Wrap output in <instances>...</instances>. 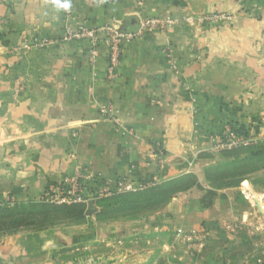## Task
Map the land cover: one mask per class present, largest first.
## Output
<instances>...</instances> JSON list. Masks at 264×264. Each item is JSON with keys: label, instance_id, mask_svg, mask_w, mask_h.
<instances>
[{"label": "crops", "instance_id": "crops-1", "mask_svg": "<svg viewBox=\"0 0 264 264\" xmlns=\"http://www.w3.org/2000/svg\"><path fill=\"white\" fill-rule=\"evenodd\" d=\"M65 2L0 0V205L47 203L48 186L82 170L91 184L201 174L229 123L264 138V0H68V18ZM141 16L173 22L124 42L113 75L105 44L92 60L88 41L60 40L67 24L134 31ZM34 36L56 41L24 47ZM109 102L121 126L99 112ZM100 209L0 237L1 261L114 240L119 223ZM159 213L158 228L198 243V264H264L229 255L263 238L264 192L248 181L198 183Z\"/></svg>", "mask_w": 264, "mask_h": 264}, {"label": "rangeland", "instance_id": "rangeland-1", "mask_svg": "<svg viewBox=\"0 0 264 264\" xmlns=\"http://www.w3.org/2000/svg\"><path fill=\"white\" fill-rule=\"evenodd\" d=\"M252 153L257 154L252 157ZM207 155L210 161L204 166L201 174L194 170L188 172L195 174L198 183H206L215 188L216 185L241 186L244 181H248L254 191L264 192V138L246 147L231 150L210 149ZM192 164L191 162L189 165ZM183 180L194 181L193 178ZM175 193L177 191L168 195L172 196ZM106 202L102 203L105 207L110 204L108 200ZM164 205L166 204L135 210L123 209L118 213L104 215L105 221L119 223L120 231L112 241L101 240L70 251L17 257L14 258L15 262L11 260L9 264H198V243L185 239L178 231L156 226V223L162 220L159 212ZM24 206L22 204V207ZM29 214L25 212L22 217L17 218L33 222L23 229L39 227L40 217ZM259 232H262L258 234L263 235V238L255 239V245L251 247V244L246 242L240 248H232L229 252L230 257H237L246 263L256 261L258 257L260 258L258 263L264 261V230ZM241 257L244 258L240 259ZM0 264H3L1 258Z\"/></svg>", "mask_w": 264, "mask_h": 264}, {"label": "built area", "instance_id": "built-area-1", "mask_svg": "<svg viewBox=\"0 0 264 264\" xmlns=\"http://www.w3.org/2000/svg\"><path fill=\"white\" fill-rule=\"evenodd\" d=\"M143 5V0H137ZM65 18H68L70 4L68 0L64 3ZM215 17H213L214 19ZM173 20L171 18L156 16H141L138 26L134 31L119 30L112 24L89 27L85 23L76 27L67 24L60 38L63 42L81 39L88 41L90 45L91 59L94 60L100 44H105L108 50L109 74H114L122 55L124 42L150 30H165ZM55 39L49 37L34 36L24 40V47L46 48L55 43ZM102 115L111 116L116 125L121 126L119 118L114 114L113 105L109 102L99 110ZM214 149L231 150L256 144L260 137L252 129L236 130L233 124L224 126L223 130L213 136ZM154 155L159 164L164 165L167 149L158 142L154 146ZM85 171H78L71 176L61 179L58 184L48 186L42 196L43 201L56 205L89 204L118 193L136 192L153 186L158 181L140 180L133 181L127 176L111 178L99 176L98 180L91 184Z\"/></svg>", "mask_w": 264, "mask_h": 264}, {"label": "trees", "instance_id": "trees-1", "mask_svg": "<svg viewBox=\"0 0 264 264\" xmlns=\"http://www.w3.org/2000/svg\"><path fill=\"white\" fill-rule=\"evenodd\" d=\"M234 125V124H233ZM236 130H245L243 127L235 126ZM257 153H252V157ZM207 169L205 170V172ZM183 178L189 179L193 178L194 181L188 182L184 181ZM195 174L188 173L181 175L180 177L159 181L151 187L143 190L129 193H118L112 196L98 200L96 203L100 206V215L118 213L125 210H135L138 208H144L149 206H158L162 204H167L175 194L192 189L198 184ZM208 178V177H207ZM208 180H210L208 178ZM217 186V185H216ZM215 188L222 189L228 187H234L236 185H225L217 186ZM177 191L172 196L168 193ZM110 202L108 206H104L106 201ZM103 201V202H102ZM103 203V204H102ZM114 204V205H111ZM85 204H71V205H56L51 203H34L31 205L16 204L14 206L0 205V237L8 234L15 233L21 229L27 228L32 221L18 220L17 218L22 217L25 212L30 213L36 217H40L41 226L53 225L58 221L66 219H75V217L83 214V206ZM16 218V219H15Z\"/></svg>", "mask_w": 264, "mask_h": 264}, {"label": "water", "instance_id": "water-1", "mask_svg": "<svg viewBox=\"0 0 264 264\" xmlns=\"http://www.w3.org/2000/svg\"><path fill=\"white\" fill-rule=\"evenodd\" d=\"M90 204V203H89Z\"/></svg>", "mask_w": 264, "mask_h": 264}]
</instances>
